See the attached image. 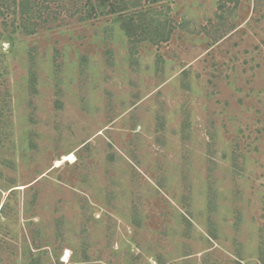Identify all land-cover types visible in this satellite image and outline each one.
I'll return each mask as SVG.
<instances>
[{"label":"rangeland","instance_id":"1","mask_svg":"<svg viewBox=\"0 0 264 264\" xmlns=\"http://www.w3.org/2000/svg\"><path fill=\"white\" fill-rule=\"evenodd\" d=\"M22 2L0 264H264V0Z\"/></svg>","mask_w":264,"mask_h":264},{"label":"trees","instance_id":"2","mask_svg":"<svg viewBox=\"0 0 264 264\" xmlns=\"http://www.w3.org/2000/svg\"><path fill=\"white\" fill-rule=\"evenodd\" d=\"M101 1H103V0H101ZM1 2H2V4L4 3V1H1ZM20 7L22 10L21 14H23V15L28 16L29 13L35 12V11H33V7L29 6L28 0H24V2L20 3ZM124 28H125V33L130 34V30L126 27H124Z\"/></svg>","mask_w":264,"mask_h":264},{"label":"bare ground","instance_id":"3","mask_svg":"<svg viewBox=\"0 0 264 264\" xmlns=\"http://www.w3.org/2000/svg\"><path fill=\"white\" fill-rule=\"evenodd\" d=\"M70 157H72V155L69 156L68 158H70ZM72 159H73V158H72ZM64 160L67 161V157H66V156L64 157ZM68 160H69V159H68Z\"/></svg>","mask_w":264,"mask_h":264}]
</instances>
